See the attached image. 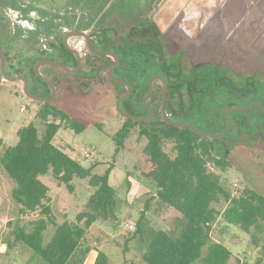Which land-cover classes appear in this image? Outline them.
I'll return each mask as SVG.
<instances>
[{
  "label": "flooded vegetation",
  "instance_id": "obj_1",
  "mask_svg": "<svg viewBox=\"0 0 264 264\" xmlns=\"http://www.w3.org/2000/svg\"><path fill=\"white\" fill-rule=\"evenodd\" d=\"M12 1L17 30H43L10 75L26 78L33 94L50 99L55 89L52 103L79 96L80 105L105 97L99 113L144 140L193 126L226 161L244 141L264 140V111L253 106L264 105L256 11L227 10L226 0ZM13 83L26 95L22 80Z\"/></svg>",
  "mask_w": 264,
  "mask_h": 264
},
{
  "label": "trees",
  "instance_id": "obj_2",
  "mask_svg": "<svg viewBox=\"0 0 264 264\" xmlns=\"http://www.w3.org/2000/svg\"><path fill=\"white\" fill-rule=\"evenodd\" d=\"M5 54L7 72L13 75L14 65ZM2 78L0 71V80ZM35 81L44 84L38 77ZM72 99L75 101L41 103L38 124L32 122L21 128L17 144L7 147L0 159L2 167L16 184L13 198L20 206L21 214L40 213V218L31 223V231L20 229L15 240L32 249L47 264H84L91 250L84 246L94 225L101 219L119 220L121 201L116 189L110 185L113 167L102 175L93 174V167H83L53 143L64 122L78 135L89 128L84 115L73 114L72 108L81 103L80 97ZM39 123L45 126L42 135ZM260 126L264 139V118L260 119ZM135 131L144 140V134L131 126L120 127L112 139L118 148H122ZM145 141L138 168L143 177L156 183L159 203L172 208L178 217L170 230L148 228L146 213L150 201L146 203L135 233L136 237L148 238L144 263L231 264L232 250L220 242L211 241L214 223L221 215L227 223L244 232H250L252 228L261 231L264 196L251 186L234 194L223 177L230 171L229 162L220 158L212 146L193 131L175 128L161 135L148 134ZM50 174L70 192L74 191L75 178L89 179L90 186L95 189L86 209L75 220L54 223L50 189L42 180ZM224 203L227 207L220 212L215 205ZM50 224L55 225L56 230L45 245V232ZM96 251L94 264H109V256L99 248ZM237 264L243 263L237 260Z\"/></svg>",
  "mask_w": 264,
  "mask_h": 264
},
{
  "label": "rangeland",
  "instance_id": "obj_3",
  "mask_svg": "<svg viewBox=\"0 0 264 264\" xmlns=\"http://www.w3.org/2000/svg\"><path fill=\"white\" fill-rule=\"evenodd\" d=\"M40 1L47 6V0ZM52 1L56 3V0ZM12 2L0 1V47L3 49L4 46L12 65H18L25 56L31 55V50L38 48L36 44L41 40L39 36L43 30L35 34L17 30L13 26L17 13L11 7ZM181 3L187 4L188 0H182ZM218 4L220 1L216 4L213 2V7ZM221 6L227 10L239 8L238 10H252L260 14L258 56L260 66H264V0H226ZM4 17L7 20L2 21ZM22 85L0 80V159L7 147L17 144L21 128L32 122H39L37 113L42 107L41 102L24 95ZM107 102L105 97H92L84 104L73 107V114L86 117L89 128L78 135L64 122L53 143L74 157L83 167H93V174L102 175L108 168L113 167L110 185L116 189L121 201L119 220L114 222L101 219L94 225L84 246L91 248L84 264H94L97 248L109 256V264H146L143 255L148 247V238L135 236L136 223L146 203L150 201L149 211L146 213L148 228L170 230L178 214L172 208L159 203L156 198V183L143 177L138 168L146 141L139 138L135 131L122 148L117 147L112 139L118 131L116 119L99 113L100 108L107 109ZM101 123H104L103 127H99ZM39 130L42 135L45 126L39 123ZM244 143V146H238L231 152L228 161L230 171L223 175L224 183L234 194H240L247 186H251L264 196V140ZM85 151L89 156L83 155ZM42 180L50 189L54 223L57 225L65 220H75L86 209L88 199L95 191L90 186L89 179L75 178L73 192L61 185L51 174ZM15 185L0 162V264H47L32 249L15 240L20 229L31 231V223L40 218L39 212L21 214L20 206L13 198ZM215 207L223 212L227 204H217ZM55 230L56 226L50 224L45 232V245L49 243ZM211 241L220 242L232 250L231 264H237V260L243 264H264V222L261 231L252 228L250 232H244L219 215L212 229ZM125 250H128L127 253H124Z\"/></svg>",
  "mask_w": 264,
  "mask_h": 264
},
{
  "label": "water",
  "instance_id": "obj_4",
  "mask_svg": "<svg viewBox=\"0 0 264 264\" xmlns=\"http://www.w3.org/2000/svg\"><path fill=\"white\" fill-rule=\"evenodd\" d=\"M40 64L37 65L36 67V70L38 72V68H39ZM0 71L4 77V79L8 82H17V81H20L22 80L24 83H25V94L28 98H30L31 100H34V101H37V102H41V103H52L53 100L55 99V89H54V93H53V97L50 98V99H47V98H43L41 96H38V95H35L33 94L30 90H29V83H28V80L26 78H23V77H11L8 72H7V69H6V55L4 53V51L0 48ZM41 76V75H40ZM41 79L48 82L47 80H45L42 76H41ZM50 83V82H48ZM51 84V83H50ZM52 85V84H51ZM53 86V85H52ZM54 88V87H53ZM253 106H256V107H259L260 109H262L264 111V105L261 104V103H256L254 104ZM240 109H246V108H233V109H230V111H237V110H240ZM229 118V122L228 124L226 125L225 127V130L223 133H225L226 129L229 127L230 123H231V117L228 116ZM189 128H191L192 130H194L195 132H197L198 134H200L201 136L203 137H206L207 134L205 133H202V132H199L195 127L193 126H188Z\"/></svg>",
  "mask_w": 264,
  "mask_h": 264
},
{
  "label": "built area",
  "instance_id": "obj_5",
  "mask_svg": "<svg viewBox=\"0 0 264 264\" xmlns=\"http://www.w3.org/2000/svg\"><path fill=\"white\" fill-rule=\"evenodd\" d=\"M83 155L84 156H89V153L85 151Z\"/></svg>",
  "mask_w": 264,
  "mask_h": 264
},
{
  "label": "crops",
  "instance_id": "obj_6",
  "mask_svg": "<svg viewBox=\"0 0 264 264\" xmlns=\"http://www.w3.org/2000/svg\"><path fill=\"white\" fill-rule=\"evenodd\" d=\"M98 254V253H97ZM96 258H97V255H96V257H95V261H96ZM95 263V262H94Z\"/></svg>",
  "mask_w": 264,
  "mask_h": 264
}]
</instances>
